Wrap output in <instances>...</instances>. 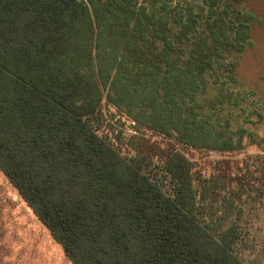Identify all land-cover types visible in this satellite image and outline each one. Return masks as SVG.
I'll list each match as a JSON object with an SVG mask.
<instances>
[{
	"label": "trees",
	"instance_id": "obj_1",
	"mask_svg": "<svg viewBox=\"0 0 264 264\" xmlns=\"http://www.w3.org/2000/svg\"><path fill=\"white\" fill-rule=\"evenodd\" d=\"M165 2L0 0V170L73 264H244L241 226L220 230L201 206L216 179L177 150L157 169L123 156L95 127L103 86L132 114L167 110V125L144 124L191 147L264 151V96L237 74L262 21L245 0ZM263 158L249 216L264 203Z\"/></svg>",
	"mask_w": 264,
	"mask_h": 264
},
{
	"label": "rangeland",
	"instance_id": "obj_2",
	"mask_svg": "<svg viewBox=\"0 0 264 264\" xmlns=\"http://www.w3.org/2000/svg\"><path fill=\"white\" fill-rule=\"evenodd\" d=\"M165 1L172 5L178 2ZM189 1L193 6H196L194 2H198ZM245 6L263 24L255 26L254 45L242 55L237 74L248 90L264 96V0H245ZM104 47L107 46L99 45V50L107 59H111V63L117 67L119 63L125 65L122 52L111 54ZM126 68H129L127 63ZM140 88V94L147 98L153 97L154 101L155 96H150L154 88L149 90V86L145 84ZM101 90L100 122L95 125L99 135L123 156L144 154L149 160L148 165L154 168L162 164L165 156L173 150L183 153L193 163L196 177L211 176L219 183L211 208L201 204L205 209V218L219 224L220 230L234 223L240 225L243 239L238 244L237 252L243 258L244 264H264V203L260 205L257 213L249 216V170L256 166V161L264 157V151L256 145H249L247 139L239 145L236 142L235 149L227 151L191 147L174 135L154 131L144 124L151 114L167 125L170 123L167 110L155 107L147 112L139 109L132 114L117 103L114 96H109L107 88L101 86ZM133 139L137 145L140 144L138 147L132 144ZM249 231L254 236L250 240ZM0 264H73L1 170Z\"/></svg>",
	"mask_w": 264,
	"mask_h": 264
}]
</instances>
